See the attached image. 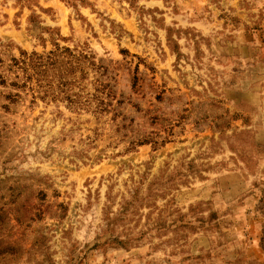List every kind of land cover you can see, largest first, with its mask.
Returning <instances> with one entry per match:
<instances>
[{
	"label": "rangeland",
	"instance_id": "1",
	"mask_svg": "<svg viewBox=\"0 0 264 264\" xmlns=\"http://www.w3.org/2000/svg\"><path fill=\"white\" fill-rule=\"evenodd\" d=\"M0 264H264V0H0Z\"/></svg>",
	"mask_w": 264,
	"mask_h": 264
},
{
	"label": "trees",
	"instance_id": "2",
	"mask_svg": "<svg viewBox=\"0 0 264 264\" xmlns=\"http://www.w3.org/2000/svg\"><path fill=\"white\" fill-rule=\"evenodd\" d=\"M32 61H33L32 56L25 54V58L21 62V65L24 66L25 72L27 73V75H29L32 71ZM33 66L35 67V65ZM34 71H36V69ZM31 79H33V77H31Z\"/></svg>",
	"mask_w": 264,
	"mask_h": 264
}]
</instances>
